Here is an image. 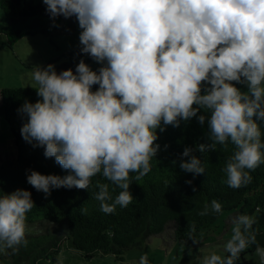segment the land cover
Instances as JSON below:
<instances>
[{"label": "clouds", "instance_id": "obj_1", "mask_svg": "<svg viewBox=\"0 0 264 264\" xmlns=\"http://www.w3.org/2000/svg\"><path fill=\"white\" fill-rule=\"evenodd\" d=\"M43 3L54 22L60 16L76 17L82 29L80 52L102 66L93 71L81 59L75 73H57L52 64L33 67L31 78L42 99L25 101L18 109L26 117L21 136L34 148H44V156L69 173L61 177L26 170L27 183L36 191L47 198L53 189H89L99 174L115 186L112 191L120 189L113 198L109 183L96 182L93 198L100 211L112 214L117 206L127 207L134 199L132 180L151 171V160L160 150L155 141L156 130H165L161 122L179 127L193 117L201 126L207 119L209 129L210 142L198 145L200 153L233 145L222 169L227 185L239 189L251 183L250 172L264 163L257 123L264 121V0ZM236 84L246 85L247 91ZM93 85L99 86L94 92ZM201 109L209 115H198ZM194 151L185 147L182 157L188 159L179 167L195 178L205 168ZM130 173L135 174L131 179ZM192 191H197L195 186ZM33 207L28 190L0 196V250L27 244L26 213ZM222 211V203L212 199L198 215ZM255 223L246 213L233 216L231 237L223 245L228 255L212 251L200 264H236L251 245L264 264ZM195 230L191 225L190 233ZM139 264H148L147 254Z\"/></svg>", "mask_w": 264, "mask_h": 264}, {"label": "trees", "instance_id": "obj_2", "mask_svg": "<svg viewBox=\"0 0 264 264\" xmlns=\"http://www.w3.org/2000/svg\"><path fill=\"white\" fill-rule=\"evenodd\" d=\"M0 13L5 19L0 20V54L25 35H48V31L64 19L60 16L54 22L46 12L43 0H0ZM80 48L66 55L64 62L57 59V73L67 69H72L75 73L81 59L87 65L92 61L89 55L80 52ZM235 86L242 92L247 91L246 85ZM98 87L93 85L91 90L94 92ZM203 87L202 85L201 94H204ZM38 99L42 98L37 96L36 87L0 90V115L9 126L17 149L16 154L0 161V196L11 194L17 189L28 190L31 192L34 207L26 213V224L46 220L63 227L67 234L27 237V244L22 243L17 254L13 253L17 255L15 263L62 264L59 254L64 246V237L73 249L83 253L88 260L110 255L123 262L129 250L141 248L142 241L152 236L162 235L170 223L176 225L173 231L176 240L193 242L190 236H194L199 242L201 233L215 225L225 212L246 213L254 217L257 242L264 246V163L250 172V184L239 189L229 187L222 169L228 157L233 154V145L228 144L227 148L217 145L216 150L205 153L198 151L199 144L210 142L207 138V119L203 126L195 117L187 122L181 121L179 127L164 126L161 122L165 130L160 132L157 129L158 139L155 141L160 145V150L151 160V171L139 181L132 180L129 191L134 199L127 207L117 206L112 214L100 211L99 202L93 198V193L97 190L96 182L109 183L113 198L120 189L112 191L115 186L99 174L92 178L89 189H53L51 195L45 198L44 193L36 191L27 183L26 177L30 172L26 170L61 177L69 173L54 158H46L44 148H34L21 136L20 129L26 122V117L18 109L25 101L35 103ZM199 114L206 117L209 115L203 109ZM257 123L264 141V121ZM165 145L168 147L165 148ZM185 147L195 149L193 154L201 159L205 168V172L195 178L192 173H186L179 167L182 159H188L182 157ZM173 161L176 163L173 164ZM134 175L130 173V179ZM187 180H192L193 184L188 185ZM193 186L196 187V192L192 191ZM212 199L222 203V213L198 215ZM82 208H86L87 212L82 213ZM193 224L196 230L190 233ZM252 253H255V245L249 246L240 254L238 263L250 264L248 255Z\"/></svg>", "mask_w": 264, "mask_h": 264}, {"label": "rangeland", "instance_id": "obj_3", "mask_svg": "<svg viewBox=\"0 0 264 264\" xmlns=\"http://www.w3.org/2000/svg\"><path fill=\"white\" fill-rule=\"evenodd\" d=\"M0 20H5L1 13ZM81 31L76 17L64 18L56 23L54 29L48 31V35L42 33L25 35L12 46L5 48L0 54V90L38 87L31 78L33 67L37 65L46 67L52 64L56 68L59 64L57 59L60 58L61 62L66 61V55L81 47L79 41ZM88 65L93 71H98L102 66L93 59ZM16 151L11 130L5 118L0 115V161L16 154ZM238 214L239 212H225L215 225L201 233V240L198 243L176 240L173 236L176 225L170 223L162 235L152 236L142 241L141 248L129 250L123 262L110 255L88 260L83 253L73 249L64 237V246L59 258L62 264H139L141 256L147 254L148 264H200V259L212 251L222 256L228 255L223 245L231 237V218ZM65 233L63 227L42 220L36 224H26L25 238L43 234L64 236ZM18 250L19 247L0 250V264H17L15 263L17 255L13 253L17 254ZM248 261L250 264H260L254 253L248 255ZM236 264H239L238 261Z\"/></svg>", "mask_w": 264, "mask_h": 264}]
</instances>
